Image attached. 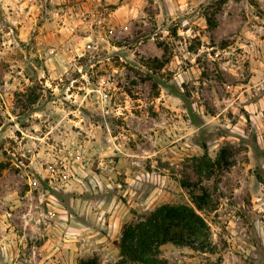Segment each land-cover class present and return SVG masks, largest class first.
<instances>
[{
    "label": "rangeland",
    "instance_id": "obj_1",
    "mask_svg": "<svg viewBox=\"0 0 264 264\" xmlns=\"http://www.w3.org/2000/svg\"><path fill=\"white\" fill-rule=\"evenodd\" d=\"M204 143L216 253L162 258L264 264V0H0V264H122Z\"/></svg>",
    "mask_w": 264,
    "mask_h": 264
},
{
    "label": "trees",
    "instance_id": "obj_2",
    "mask_svg": "<svg viewBox=\"0 0 264 264\" xmlns=\"http://www.w3.org/2000/svg\"><path fill=\"white\" fill-rule=\"evenodd\" d=\"M208 22L211 23L210 20ZM36 99L30 100V104H36ZM203 149L204 155L199 159L202 164L197 172L199 182H181L183 188L189 191V204H165L141 220L124 225L120 240L115 242L122 264H166L162 248L169 244L204 254L216 253L211 226L204 213L215 212L218 202L203 186V181L215 179L217 189L219 178L216 177L233 163L225 149L215 160L209 156L206 143ZM256 149L259 151V148ZM83 264H99V261L96 258Z\"/></svg>",
    "mask_w": 264,
    "mask_h": 264
}]
</instances>
